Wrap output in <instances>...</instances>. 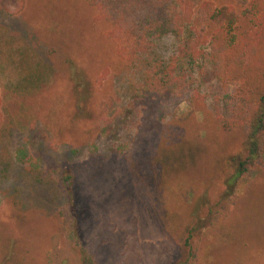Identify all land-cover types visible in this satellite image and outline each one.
I'll list each match as a JSON object with an SVG mask.
<instances>
[{
  "label": "rangeland",
  "instance_id": "rangeland-1",
  "mask_svg": "<svg viewBox=\"0 0 264 264\" xmlns=\"http://www.w3.org/2000/svg\"><path fill=\"white\" fill-rule=\"evenodd\" d=\"M95 14L86 0H27L18 15L0 8V264H47L67 200L64 174H73L71 190L88 212L87 241L104 239L101 264L118 260L121 223L133 215L143 241L172 244L157 264L186 258L195 227L194 264H264V169L222 201L226 163L244 130L187 101L150 125L144 67L114 61L109 25L96 24ZM176 53L166 37L151 56ZM24 148L28 162L18 155Z\"/></svg>",
  "mask_w": 264,
  "mask_h": 264
},
{
  "label": "trees",
  "instance_id": "trees-1",
  "mask_svg": "<svg viewBox=\"0 0 264 264\" xmlns=\"http://www.w3.org/2000/svg\"><path fill=\"white\" fill-rule=\"evenodd\" d=\"M86 1L96 10L94 22L109 25L104 36L114 44V61L124 67L142 63L143 98L154 96V101L144 102L145 117L154 113L150 125H159L187 101L209 107L225 128L244 130L240 150L226 163L230 172L222 201H231L250 172L264 169V0ZM26 4L0 0L8 15L20 14ZM166 37L175 40L177 53L168 59L151 56L156 41ZM105 80V74H98L95 83L103 86ZM4 122L0 118V131ZM19 151L20 159L28 162L25 148ZM72 178L64 174L59 180L67 200L58 210L61 229L50 237L47 264H101L97 254L104 239L87 241L88 212L75 200ZM121 228L124 246L113 264H157L163 245L172 249L169 240L143 241L136 215L124 219ZM197 229L185 238L187 256L177 264H194ZM113 230L108 226L106 239Z\"/></svg>",
  "mask_w": 264,
  "mask_h": 264
}]
</instances>
